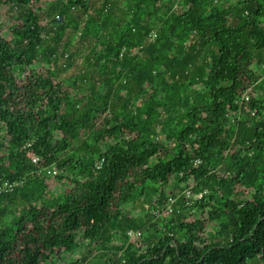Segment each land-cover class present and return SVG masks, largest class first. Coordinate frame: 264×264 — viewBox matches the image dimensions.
Wrapping results in <instances>:
<instances>
[{
  "label": "trees",
  "instance_id": "16d2710c",
  "mask_svg": "<svg viewBox=\"0 0 264 264\" xmlns=\"http://www.w3.org/2000/svg\"><path fill=\"white\" fill-rule=\"evenodd\" d=\"M47 1L0 0L25 8L13 27L0 16V183L23 180L0 195V264H65L80 245L94 264H264V0H135L94 45L86 91L57 75L72 55L57 54L63 27L46 36ZM148 182L164 216L147 224L124 211Z\"/></svg>",
  "mask_w": 264,
  "mask_h": 264
},
{
  "label": "rangeland",
  "instance_id": "374dc122",
  "mask_svg": "<svg viewBox=\"0 0 264 264\" xmlns=\"http://www.w3.org/2000/svg\"><path fill=\"white\" fill-rule=\"evenodd\" d=\"M236 1L238 0H223L222 4L227 5ZM66 2L67 0H48L45 3L44 13H46L47 18L50 20V29L46 32V36L50 39L56 37L57 31L63 27L59 32L60 38L57 46V54L60 56L61 53L64 52L70 53L72 55V64L65 66L63 64L64 60H61L60 58L56 64L57 75L60 79L67 81H72L75 77L78 81H82L83 79V89L86 91L90 86L89 83L91 82L96 69V65L93 61L91 62L93 64H90L88 61V58L92 55L94 45H100L109 35H114V27L117 23H120L121 25L126 23L130 17L129 10L135 7V0H93L89 2L88 9L73 5L67 12L61 15L60 10ZM110 2H112L113 5L108 13L106 12L109 15H101L103 21L99 22L100 32L98 36H96L94 34L95 28H93V23L90 22L94 19V22L96 23L94 16L97 15V11L100 8H104V5ZM181 4L182 3L175 5V9H178L179 11L183 9ZM24 12L25 8L21 6H13L9 9L0 7V16L3 15L2 18H4L5 23L12 27L16 22H19L20 19H22ZM142 16L144 20H150L153 27L152 33L154 35L155 32H157L158 25L161 23L159 16L153 15L149 17L147 14H143ZM54 17L62 19L64 22L59 23L52 21ZM85 33H88V35L84 36ZM63 59L66 58L64 57ZM78 84L80 85V83ZM189 93L193 98L198 96V90H196V88L190 90ZM121 102L122 101L119 103ZM198 102H200V100ZM79 153L82 152L79 151ZM46 180L50 185H48V189H46V194L50 198H53L61 191L63 182H61L56 176L47 177ZM185 186L186 184L184 183L177 189V202L184 200L181 194ZM171 187H173V185L168 186L167 189H170ZM155 195L153 183L148 182L146 185V193L143 194V196L137 195L133 201L127 203L124 211L125 214L131 212L133 216L143 218L147 224L151 220H160L164 216V213H161L163 211L159 210L157 208L158 206L150 201ZM22 202L21 198H19L18 206H14V210L20 209L22 207ZM6 203L8 207L13 208L10 206V202L6 201ZM86 250L87 248L85 245H80L75 250L65 255L63 263L75 264V262L77 263L79 260L81 264H94L98 253L89 255L85 253Z\"/></svg>",
  "mask_w": 264,
  "mask_h": 264
},
{
  "label": "built area",
  "instance_id": "2783aa9c",
  "mask_svg": "<svg viewBox=\"0 0 264 264\" xmlns=\"http://www.w3.org/2000/svg\"><path fill=\"white\" fill-rule=\"evenodd\" d=\"M150 36H156V32L153 35V33H150ZM69 56V53H65V58ZM198 162H200V160H197ZM97 167H101L102 165V161H98L96 163ZM43 171L45 172V174L47 175V177L50 176H55L58 173H60V170L56 167V166H48L46 168L43 169ZM23 184V180L20 179H16V180H9L6 179L4 181H2L0 183V195L5 194V193H9L15 190L16 187L20 186ZM184 192L186 193L187 196L192 195V191H191V187H186ZM177 197L170 195L169 199H168V204H167V209L168 211L172 212L174 211V203L176 202ZM187 204H191V201H187ZM130 236H142L143 231L141 229H129L128 231Z\"/></svg>",
  "mask_w": 264,
  "mask_h": 264
}]
</instances>
